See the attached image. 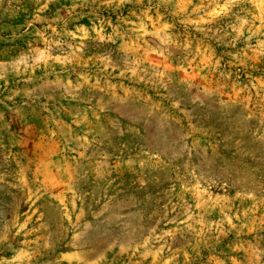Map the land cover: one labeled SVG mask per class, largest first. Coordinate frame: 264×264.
<instances>
[{"label":"rangeland","instance_id":"1","mask_svg":"<svg viewBox=\"0 0 264 264\" xmlns=\"http://www.w3.org/2000/svg\"><path fill=\"white\" fill-rule=\"evenodd\" d=\"M0 264H264V0H0Z\"/></svg>","mask_w":264,"mask_h":264}]
</instances>
